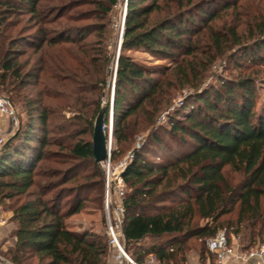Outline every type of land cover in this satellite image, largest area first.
I'll list each match as a JSON object with an SVG mask.
<instances>
[{"label":"trees","instance_id":"trees-1","mask_svg":"<svg viewBox=\"0 0 264 264\" xmlns=\"http://www.w3.org/2000/svg\"><path fill=\"white\" fill-rule=\"evenodd\" d=\"M47 1L0 0V98L13 107L21 103L26 119H17L11 140L0 147V204H12L13 225L5 256L13 264H109L107 237L72 231L67 220L88 203L97 209L103 203L104 174L91 141L102 108L107 127L109 98L101 106L100 97L115 54L105 19L118 0ZM209 3L127 0L115 58L110 159L146 132L121 172L122 241L139 262L154 255L160 264H190L186 251L194 248L197 264H213L207 241L219 230L247 248L264 239V117L255 110L256 81L260 71L264 75V6L252 9L247 20L217 26L222 17L206 9ZM84 6L89 8L67 19L91 24L53 26ZM222 8L237 9L230 3ZM26 16L35 42L24 58L27 52L18 47L28 40L11 31L22 22L12 19ZM138 49L173 67L144 66L125 54ZM219 60H235L237 74L203 88ZM27 87L39 88L30 96ZM182 88L192 94L179 110L181 119L173 114L168 126H158ZM190 103L196 106L184 112ZM165 138L186 149H173ZM85 166L90 172L79 176ZM192 240L200 246L192 247Z\"/></svg>","mask_w":264,"mask_h":264},{"label":"rangeland","instance_id":"rangeland-1","mask_svg":"<svg viewBox=\"0 0 264 264\" xmlns=\"http://www.w3.org/2000/svg\"><path fill=\"white\" fill-rule=\"evenodd\" d=\"M69 1H71V0H48L47 3H45V4H47V6H56V5L67 4V3H69ZM124 1L125 0H118L117 4L111 9L110 13L107 15V17L105 19L106 20L105 22L108 25L107 30H106V38H107L108 44L110 46L109 50L113 54H115L114 55L115 58L119 52L118 44L120 41V35L123 31V26H124V21H123L124 11H125ZM212 1L214 3H212V4L209 3L210 5L206 6V9L208 11H216L219 14V16L222 17L215 22L217 26H219L222 23V21H224V20H227L228 22H229V20H234V18H236L240 21L247 20L248 13H251L253 11L252 9L256 8L257 6H264V0H212ZM225 3L235 4L237 9L235 8L236 9L235 11L234 10L232 11L231 9H229L228 11H224L222 6ZM202 4H203V2H202ZM205 5H206V3L204 2V6ZM88 8L89 7L84 6V7H78V8L67 11L64 14V16L58 21L57 25H53V26H55L56 28H61V29H63V28L68 29V28H72V27L73 28L74 27L75 28H82V27L87 26V24H91L90 22H92L93 20H87V21L86 20L85 21L79 20L78 22H71L70 20L67 19L68 16H71V15L73 16L74 14H76L77 12H80V11L83 12V11L87 10ZM125 16H126V11H125ZM12 20H16V21L21 20L22 21L11 32H12L13 37L17 36V38L19 40L21 38H26L25 40H28V43H26V41H24V43H22L21 46L18 47V48H21L27 52L26 56L24 57V58H26L32 52V50L29 48V45H28L29 42H32V43L35 42L34 40H31L33 38V34H34V30H35L33 28V25H32L33 23L28 22V16H26V17H15ZM124 20H125V18H124ZM122 21H123V23H122ZM19 30H21V31L19 32ZM74 38H75V35H74ZM85 39L88 41L92 40L93 34L86 35ZM125 54L132 57L136 62H138L144 66L162 67V68L163 67H169V66L173 67L169 60H163V59H158L156 57H153L150 54L144 52L143 49L127 51V52H125ZM238 56L235 58V60H238V58H239ZM115 58H113L112 63L109 66L111 76L107 80L108 87L102 91V94L100 97L101 106H105L106 102L108 101V98H109V103L112 100V96H113V92H114V73H115V66H116L115 65ZM235 60H233L232 63H227L225 60L224 61H221V60L217 61L211 69L212 76H208L206 78V80L203 83V88L209 87L211 85H216L217 84L216 79L218 77H222L225 79H229V78L234 77V75H236L238 72V70L232 68ZM241 63H242V65L244 64V66H245L247 64V61L241 60ZM260 70H262V69H260ZM262 71H260V75H261L260 78L258 77V80L256 81V97L257 98H256L255 110L258 114H260L261 116L264 117V75H263ZM38 88L39 87H36L35 91ZM32 89H33V92L30 96H35L34 95L35 94L34 88L27 87L28 91L32 90ZM191 94H192V90H190L188 88H182V89L177 90L173 94L172 105L168 109H166L164 112H162L161 116L158 118V126H164V127L168 126L167 116H171L173 114H177V119H181V117H180L181 112L179 110L184 105H186V101L190 98L189 96ZM0 95H3V94H0ZM47 103H52V101L48 100ZM188 105H189L188 109H186V111H184V112H187V110L189 111V110H191V108H194L196 106L195 103H190ZM12 108L16 112L17 119L24 122L26 119H25V114H23L24 109H23L22 104L17 103V104H15L14 107L12 106ZM64 115L66 117L71 116V114H69V113H65ZM112 127H113L112 114H110V111H109V115H108V119H107V127H106V131L105 130L104 131L106 132L107 135H109L108 136V138H109V151H108V153H109V164H110V176L112 173L116 174L118 172L119 165H121V164L126 165L128 159H130V157L132 155L131 154L132 150L139 148L140 144L142 143V141L146 137V132L137 133L132 138L131 143L125 145L128 148L125 147V149H122L123 151L119 154V156L115 160H111L110 159L111 158V152L113 151V148H114V141H113L112 133H111ZM15 128L16 127H14V125L10 121V118L3 116V115L2 116L0 115V135L2 136L4 141H7L9 139V137L13 135V133L15 132ZM163 140L165 143L171 145L173 147V149H175L177 151L186 149V147L179 146L178 143H175L171 139L165 138ZM118 150H120V148H118ZM107 158L105 159V161L107 160ZM155 160H157V159H155ZM105 161L98 164L100 170H102V172L104 174L103 203H102L101 209H97L94 206H92L91 203H88L87 207L84 208L80 213L70 217L67 220V224L72 231L90 232L93 234L103 236L104 240H105V236H106L105 230H106V225H107V221H108V216H109L110 220H113V218L116 216V214L114 213V207H115V204L117 203V198H115V196L113 194L110 195L109 206L106 209V206H105V181H106V167H105V165H106V162ZM89 172H90V168L85 166V167H82L81 169H79L77 174L79 176H81V175L87 174ZM229 178H231V180H233L232 182L237 181V178L233 175H229ZM110 180H111V178H110ZM90 198H92V195ZM10 206H12L11 203L0 204V219H3L6 222V224L0 229V258L3 259V262L0 261V264H13L5 256V252L13 244V238L11 236L12 231H13V225L10 222V218H11ZM200 224H203V223L200 222ZM235 238H237V237H235ZM237 239L240 241L239 238H237ZM190 243H191L192 247L196 248V246H200L199 244H201V241L192 240V241H190ZM196 253H197V251L194 250V248L186 251V256L188 257V261L190 263L193 261H196V258H197ZM108 255H109V253H108Z\"/></svg>","mask_w":264,"mask_h":264},{"label":"built area","instance_id":"built-area-1","mask_svg":"<svg viewBox=\"0 0 264 264\" xmlns=\"http://www.w3.org/2000/svg\"><path fill=\"white\" fill-rule=\"evenodd\" d=\"M127 0L124 1V9L126 11ZM125 11L124 17L125 18ZM122 21V23H123ZM0 115L10 118V121L17 126L16 112L12 108L10 102L0 98ZM4 143V139L0 135V147ZM105 161V160H104ZM103 161V162H104ZM106 162V181H105V206H109L110 195L117 198L114 207L116 216L113 220L109 219L106 225L105 235L107 237V245L111 250V260L109 264H160L154 255H148L142 262L136 261L124 248L121 234V218L124 212L122 206V198L125 192V183L121 177V172L125 164L118 167L116 174L110 176L109 153ZM102 163V162H101ZM113 175V176H112ZM111 178V180H110ZM6 224L0 219V229ZM209 252L215 257L213 264H264V239L258 241L254 246L247 248L234 236H228L224 230H219L214 237L207 241ZM3 262V259L0 258ZM208 263V261H207Z\"/></svg>","mask_w":264,"mask_h":264},{"label":"water","instance_id":"water-1","mask_svg":"<svg viewBox=\"0 0 264 264\" xmlns=\"http://www.w3.org/2000/svg\"><path fill=\"white\" fill-rule=\"evenodd\" d=\"M123 36V31L120 35V41L118 44V50L120 48V42ZM110 104V114H112V100L109 103ZM104 113H105V109L102 108L95 121H94V125H93V133H92V152H93V156H94V160L96 164H99L101 162H103L107 157H108V151H109V138L106 134V132L104 131ZM11 140L8 139L4 146Z\"/></svg>","mask_w":264,"mask_h":264},{"label":"crops","instance_id":"crops-1","mask_svg":"<svg viewBox=\"0 0 264 264\" xmlns=\"http://www.w3.org/2000/svg\"><path fill=\"white\" fill-rule=\"evenodd\" d=\"M67 226H68V224H67ZM68 228H69V226H68ZM70 229V228H69ZM71 230V229H70ZM190 264H197V262L196 261H193V262H191ZM206 264H208V263H206Z\"/></svg>","mask_w":264,"mask_h":264}]
</instances>
